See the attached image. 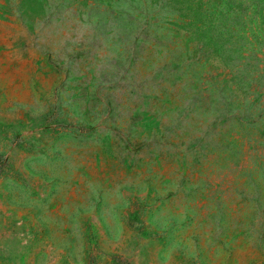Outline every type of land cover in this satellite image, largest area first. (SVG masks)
Instances as JSON below:
<instances>
[{"label":"rangeland","instance_id":"obj_1","mask_svg":"<svg viewBox=\"0 0 264 264\" xmlns=\"http://www.w3.org/2000/svg\"><path fill=\"white\" fill-rule=\"evenodd\" d=\"M0 264H264V0H0Z\"/></svg>","mask_w":264,"mask_h":264}]
</instances>
